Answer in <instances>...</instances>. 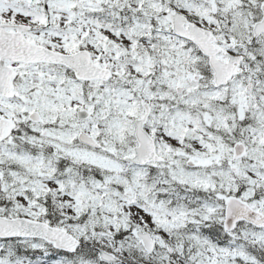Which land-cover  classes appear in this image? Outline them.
I'll return each instance as SVG.
<instances>
[{"label": "snow or ice", "instance_id": "snow-or-ice-1", "mask_svg": "<svg viewBox=\"0 0 264 264\" xmlns=\"http://www.w3.org/2000/svg\"><path fill=\"white\" fill-rule=\"evenodd\" d=\"M0 264H264V0H0Z\"/></svg>", "mask_w": 264, "mask_h": 264}]
</instances>
